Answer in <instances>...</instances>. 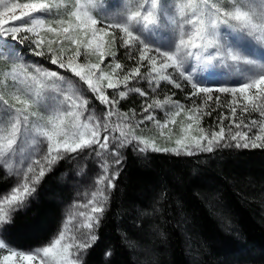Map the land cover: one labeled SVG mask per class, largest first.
I'll return each instance as SVG.
<instances>
[{"label": "snow or ice", "instance_id": "snow-or-ice-1", "mask_svg": "<svg viewBox=\"0 0 264 264\" xmlns=\"http://www.w3.org/2000/svg\"><path fill=\"white\" fill-rule=\"evenodd\" d=\"M14 21L20 23H10ZM169 26L174 38L157 44L145 36ZM222 30L237 34L231 44L226 35L222 36ZM21 32L26 35L21 36ZM43 33L53 38L48 39ZM117 40L126 50L127 59L135 61L122 76L118 74L124 65L117 59ZM24 41H29L34 55H47L51 65L70 72L78 81L38 64L30 67L20 62L17 43ZM253 41L264 45V0H0V61L8 63V67H0V167L10 169L11 158L23 155L26 149L35 151L38 146H45L37 159H31L29 152L30 162L20 180L0 193V264H80L78 254L98 239L94 229L105 211L106 190L114 187L113 180L119 174L109 175L107 162L96 181L99 187L81 206L85 210L69 216L45 246L24 251L6 241L4 226L12 223L13 214L25 206L46 172L67 155L86 149L101 155L114 144L111 155L115 157L113 162L120 165L119 149L129 145L141 152L176 155L212 152L226 139L235 141L236 147L264 148V50L260 51L259 60L252 58ZM92 56L96 62L88 59ZM191 60L195 65L186 67ZM145 61L147 71L142 74ZM214 65L236 67L240 73L236 86L213 88L194 75L198 69ZM169 69L190 85L189 98H203L199 105L193 101L187 116L193 123L181 127L183 135L175 140L176 146L161 148L154 139L137 135V130L145 121H153L163 136V129L176 122L175 117L185 106L170 96L145 101L142 111L147 115L133 122L119 105L131 94L149 95L133 82L147 83L153 92L162 82L182 88ZM108 89L114 90L111 95ZM85 91L103 106V116H97L95 108L89 110L91 101ZM213 93L232 97L227 105L231 117L220 114L218 131L200 126L203 117L215 111H206L214 99ZM238 95L246 102L242 112H257L259 121L237 122ZM215 103L220 107L219 96ZM165 105L174 110L166 114L162 123L152 110ZM225 119L230 120L227 130ZM193 124L198 136L189 131ZM253 128L257 132L250 136Z\"/></svg>", "mask_w": 264, "mask_h": 264}, {"label": "trees", "instance_id": "trees-1", "mask_svg": "<svg viewBox=\"0 0 264 264\" xmlns=\"http://www.w3.org/2000/svg\"><path fill=\"white\" fill-rule=\"evenodd\" d=\"M118 45L119 40L117 59L134 64ZM17 49L20 62L30 67L38 64L78 81L70 72L51 65L47 55L32 56L24 43H17ZM0 67L6 68L8 63L0 61ZM133 85L149 95L133 94L121 101L123 112L151 100L147 83ZM85 95L91 101L89 110L102 112L92 94L85 91ZM227 146L193 155L126 147L121 164L113 170L119 174L114 187L108 189L105 211L94 229L98 239L83 250L80 264H264V148ZM95 152L86 149L80 153L87 157ZM220 152L236 153L239 160H252L256 165L234 171L225 160H208ZM80 153L65 156L46 172L28 204L4 226L6 241L13 248L41 247L58 233L65 219L62 203L70 196L68 185L59 184V178L63 172L73 173L69 159ZM109 158L105 154V162ZM87 163L91 166L92 161ZM100 168L94 173L95 181L102 174ZM16 181L15 174L0 167V193L13 188Z\"/></svg>", "mask_w": 264, "mask_h": 264}, {"label": "rangeland", "instance_id": "rangeland-1", "mask_svg": "<svg viewBox=\"0 0 264 264\" xmlns=\"http://www.w3.org/2000/svg\"><path fill=\"white\" fill-rule=\"evenodd\" d=\"M18 14V13H17ZM36 15H40V13H37ZM13 24H19L20 21H14L10 22ZM46 38L51 39L53 38L51 34L43 33ZM21 36L26 35V33L21 32ZM227 36L228 43L233 42V37L237 34L235 33H227L225 30H222V36ZM117 36H119V33L117 32ZM146 37H150L151 41H155L157 44L168 37H175L174 30L172 26H169L168 28L161 30L157 32L155 35L152 34H145ZM247 39V38H245ZM26 47L28 48V53L32 54V56H36L33 53L32 47H29V41L23 42ZM65 46H68L67 43ZM74 47V46H72ZM252 58L259 60L260 59V51L264 50V45L256 44L254 41L252 42ZM120 48V45H118V49ZM84 57H81V61H83ZM92 62H96V58L94 56L89 57ZM108 60H111V57L108 58ZM108 60L105 61V64L108 63ZM135 62V61H134ZM264 62V61H262ZM195 61L191 60L189 61V64L186 65V67L194 66ZM124 65V69L120 71L118 74L122 76L125 72L128 71L131 67L135 65L130 64L128 65L126 62L122 63ZM144 67L141 68V73H145L147 71V62H144ZM102 67H104L102 65ZM105 71H110V69L105 68ZM168 72L178 81L182 84V88L177 89L173 85L167 84L166 82H162L160 88L156 89L154 92L151 93V100L148 102H151L153 99L159 98L163 100L166 96H170L173 100L179 101L181 104H183L184 111L181 112V114L177 117H175V123H169L168 127L163 129L164 135L161 136L160 132L161 130L156 128L153 121H145L144 125H141L140 129L137 130V135L144 136L145 138L154 139L157 146H165L167 147H175V140L182 137L183 133H181V127H187L189 123H193V121H190L187 119V116L191 113L189 112V109L192 107L193 101L197 105L202 103L201 97H191L189 98V93L191 92L190 85L187 84L186 81H183L179 76L178 73H176L173 69H169ZM194 75L197 79H203L204 82L207 84V86L217 88L221 86L225 87H233L236 86L235 81L239 78L240 73L237 71L236 67H225V66H219L214 65L207 68H200L198 69ZM106 83V82H105ZM142 83V82H141ZM109 95L113 93L114 90L108 89ZM133 95V94H131ZM130 95V96H131ZM220 97V107H216L215 103V97ZM213 101H210V108L206 109V111H211V109L215 108V111H212L211 116L205 115L201 121L202 127H204L206 130H219L218 127H216V124L218 123V117L221 113H224L226 116L231 117L230 109L227 107L228 103L231 101L232 97L230 94H223V93H213ZM237 99L239 100V106L237 107V113H236V120L239 122L240 120H243L244 123H249L251 120H260V117L257 112L249 110V112L244 113L242 112V108L244 104L246 103L243 101L239 95L237 96ZM98 102V101H97ZM143 105V104H142ZM142 105H139L138 108H132L127 110L126 112L129 113L130 116H132L133 122L139 121L144 118L147 113H144L142 111ZM103 107V106H102ZM174 109L170 108L169 106L165 105L163 108H154L152 113L155 115L156 120L160 122H164L167 118L166 114L170 113ZM122 111V110H121ZM134 111V115H133ZM125 112V111H124ZM97 116H103V110L98 111L96 110ZM115 119V118H114ZM230 120L225 119L224 120V127L227 130L229 126ZM197 126L193 124V130H189L191 132V135L198 136L200 133L195 131L194 129ZM233 132L236 131V129L233 127ZM247 131V129H244ZM257 129L253 128L252 131L249 133V135L256 134ZM227 145H230L233 148L237 149H252V148H243V147H236L235 141L225 140L221 142V145L218 146L220 149H226L228 147ZM42 146V147H41ZM114 147V144H110L109 151L104 152L101 155H97V153H93V155H88L87 157H84L82 153L78 154L77 157H72L69 159L68 166H72L71 169L73 173H65L63 172L59 178V184L61 185H68L69 187V194L67 201H63V209L65 213V219L64 222L68 219L69 216H72L75 213H78L80 211H84L85 209L81 207L82 205L86 204L89 199H91V193L96 191L99 187L98 184H95V178L94 175L95 171L96 173H99L101 171L102 165L105 163L104 157L105 154L110 155V158L108 159L109 165H111V169L109 173H115L116 170L113 172L114 168L116 167V164L113 162L115 157L111 155V150ZM128 147H132V149L138 150V148L135 145H129ZM45 149L44 145L38 146L35 151H32L31 148L26 149L25 153L23 155H17L10 159L9 163L12 165V167L9 169L7 168L12 174H15L17 176V182L21 178V174L26 169L27 164L30 162V160L27 158L29 152H31V159H37L39 158ZM125 148H120L119 153L120 157H123ZM140 153V152H139ZM91 160L92 164L91 166H88L87 160ZM208 160H225V164L230 166L234 171H239L240 169L251 170L253 165H256V163H253L252 160L250 161H241L237 158L236 153H218L215 155H211L208 157ZM261 164H263V161H261ZM36 190V187H35ZM35 192L27 199L25 206L28 204V201L34 196ZM106 194H108V189L106 190ZM108 196V195H107ZM262 200H264V193L262 194ZM24 206V207H25ZM61 206V205H60ZM263 210H264V203H263ZM23 207V208H24ZM22 209V208H21ZM77 220L80 218L77 216ZM63 225V224H62ZM61 225V227H62ZM57 235V234H56ZM45 246V245H44ZM38 248V247H37ZM35 249V248H34ZM19 250V249H17ZM81 251L79 256V261L82 260V253ZM6 254V253H5ZM190 257V256H189Z\"/></svg>", "mask_w": 264, "mask_h": 264}]
</instances>
